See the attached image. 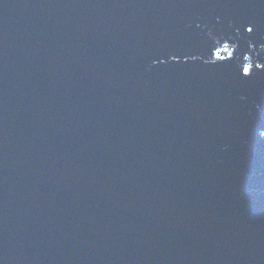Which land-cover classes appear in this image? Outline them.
<instances>
[{
  "label": "water",
  "instance_id": "1",
  "mask_svg": "<svg viewBox=\"0 0 264 264\" xmlns=\"http://www.w3.org/2000/svg\"><path fill=\"white\" fill-rule=\"evenodd\" d=\"M263 35L264 0H0V264H264Z\"/></svg>",
  "mask_w": 264,
  "mask_h": 264
},
{
  "label": "snow or ice",
  "instance_id": "2",
  "mask_svg": "<svg viewBox=\"0 0 264 264\" xmlns=\"http://www.w3.org/2000/svg\"><path fill=\"white\" fill-rule=\"evenodd\" d=\"M245 27H246V30L248 33L253 32V27H251V26H245ZM261 40L264 41V37H261ZM225 47H227V45H225ZM259 47L264 48V42L259 43ZM216 56L218 59H224V57L220 56L219 51L216 53ZM231 58H232V53L230 52L228 54V59H231ZM245 59L251 61V57H245ZM252 67H253V65L251 63H249L247 66H243L242 72H243V76L245 78H250L252 76V72H251ZM255 67L261 68V67H264V64H256Z\"/></svg>",
  "mask_w": 264,
  "mask_h": 264
},
{
  "label": "clouds",
  "instance_id": "3",
  "mask_svg": "<svg viewBox=\"0 0 264 264\" xmlns=\"http://www.w3.org/2000/svg\"><path fill=\"white\" fill-rule=\"evenodd\" d=\"M235 52H237V48H236ZM258 53L260 54V53H264V52H262L261 49H259V52ZM259 58H262V55H259ZM224 59H228V57L227 58H224ZM229 60H231V59H229Z\"/></svg>",
  "mask_w": 264,
  "mask_h": 264
},
{
  "label": "rangeland",
  "instance_id": "4",
  "mask_svg": "<svg viewBox=\"0 0 264 264\" xmlns=\"http://www.w3.org/2000/svg\"><path fill=\"white\" fill-rule=\"evenodd\" d=\"M263 37H264V35H263ZM259 49H261V51L264 52V48H259ZM261 55L263 57L264 56V53H261Z\"/></svg>",
  "mask_w": 264,
  "mask_h": 264
},
{
  "label": "bare ground",
  "instance_id": "5",
  "mask_svg": "<svg viewBox=\"0 0 264 264\" xmlns=\"http://www.w3.org/2000/svg\"><path fill=\"white\" fill-rule=\"evenodd\" d=\"M260 55H261V53H260Z\"/></svg>",
  "mask_w": 264,
  "mask_h": 264
}]
</instances>
